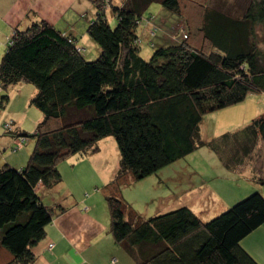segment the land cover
Instances as JSON below:
<instances>
[{"label":"trees","instance_id":"trees-1","mask_svg":"<svg viewBox=\"0 0 264 264\" xmlns=\"http://www.w3.org/2000/svg\"><path fill=\"white\" fill-rule=\"evenodd\" d=\"M89 1L96 13L87 21V34L96 58L88 60L75 36L43 19L14 29L1 55L0 90L31 83L30 104L43 115L33 133L12 134L24 137L20 147L12 145L16 152L27 138L34 140L26 163L0 167V247L11 255L7 264H32L46 226L64 211L47 207L38 188L60 183V161L97 152L108 136L120 155L119 168L104 187L110 232L135 264H259L241 242L264 223L260 190L207 219L186 206L145 218L124 199L120 185L150 176L203 145L237 175L259 157L264 113L208 142L201 141L199 126L207 113L252 92L264 94V0L231 5L204 0L199 30L207 50L184 39L159 47L150 42L148 59L140 55L139 28L153 20H143L146 10L157 3L179 17L180 0ZM8 98L2 95L0 105ZM251 173L264 187V176Z\"/></svg>","mask_w":264,"mask_h":264},{"label":"rangeland","instance_id":"rangeland-1","mask_svg":"<svg viewBox=\"0 0 264 264\" xmlns=\"http://www.w3.org/2000/svg\"><path fill=\"white\" fill-rule=\"evenodd\" d=\"M215 1L218 2V0ZM232 1L234 0H224V2L229 5L232 4ZM242 1L243 0H235L234 2L241 3ZM85 2L88 4V10L81 14L79 18L80 23H82V21H88V13L92 18L96 13L92 3L89 0H85ZM114 2L116 5L120 4V0H114ZM208 2L210 3L211 0H208ZM180 4L181 10L179 17L171 13L169 10L162 8L157 3L151 4L146 10L143 20L146 16L148 18L153 16V20H149L150 22L144 20L145 25L139 28L141 39L140 55L142 57L144 56L148 59L151 55L153 48H151L150 42L155 45L154 47H159L181 42L184 39L185 42L194 47H200L207 50V46L201 43L202 37L199 30L204 0H180ZM239 7L237 4L233 6V8L237 9ZM108 18L113 26L115 22L114 19L110 14H108ZM152 29H155V35L150 37L149 34ZM4 39L6 40V38L0 34V59L3 46L1 43ZM86 45L87 47L85 48V51L88 48L85 52L87 59L92 60L96 58V45L89 41H87ZM76 47L78 51H84L85 45L82 47L76 45ZM34 91V85L28 82H20L9 86L7 90H0V98L2 95H7L9 97L7 103L0 105V136L8 133L7 135L12 137V144L6 148V151H3L4 153H15L16 151H14L12 145L16 146L19 139L24 138L21 135L15 137L12 136V134H17V129L19 131L33 133L36 125L42 120V113L34 105L30 104V99L33 97ZM263 113L264 94L261 92H252L239 103L205 114L199 126L200 139L201 141L208 142L220 137L224 133L235 132L245 125H248L252 119H255ZM5 124H7L8 127H5L4 130L3 128ZM1 140L2 139H0V144H4L5 141L3 142V140L5 139H3L2 142ZM33 145V138H27V143L24 144L18 152H25L29 149L32 150ZM6 146L7 144L5 147ZM98 146L99 149L102 150L101 152H105L104 161L106 164L100 167L95 166L94 171L97 175L89 174L86 171L88 166L84 168L80 163H76L75 168L72 167V160L69 157L58 163V170L61 174V178L62 180L65 179L62 187L64 190L72 186V180H70L71 174L68 173L70 170H74L77 174L87 178L103 176L107 177V182L110 180L112 177V171H108V169L115 170L116 167L118 169L120 164V155L116 142L112 136H108L100 140ZM30 152H28V156ZM87 155L90 154L83 156ZM77 156H79V154L74 155V157ZM6 164L7 163L2 164L1 166ZM251 167L259 174L260 169L264 170V143L261 145V153L259 154V157L254 160ZM90 168L93 169L92 167ZM232 174L234 175V173L229 172L224 168L216 154L203 145L189 155L163 167L150 176L136 182L128 181V184L120 185V190L121 195L130 206L146 218L156 215L157 211L166 212L180 206H186L189 209H192L191 206L196 205L194 203H198V200L201 198L205 199L204 202L206 209L209 207V209L215 210L218 205H221L219 203L221 201L220 197L226 196L232 189V186L237 184L238 186H241L244 181L248 183L247 179H241L242 177L238 178ZM249 175V178H251L252 174H248L247 177ZM114 176L115 174L112 179ZM250 181L253 182L251 179ZM55 187L59 188V183L55 184ZM56 188H53L55 190L52 191V194L57 195L56 198L59 199L63 195H59V192L63 191V189ZM91 188L95 191L94 188L96 187L93 186ZM75 191L78 193L77 187H75ZM100 195L103 196V194ZM100 195H96L99 200H101ZM42 201L45 202L43 198ZM212 202H214V205ZM211 205H213L214 208H211L213 207ZM104 206L108 211L109 221L110 215L107 203H105ZM203 217L207 218L208 215Z\"/></svg>","mask_w":264,"mask_h":264},{"label":"crops","instance_id":"crops-1","mask_svg":"<svg viewBox=\"0 0 264 264\" xmlns=\"http://www.w3.org/2000/svg\"><path fill=\"white\" fill-rule=\"evenodd\" d=\"M86 10H88V4L85 0H0V34L6 38L1 43L3 45L2 52L14 29H24L31 23L43 19L60 31L75 36L78 47L85 45L83 51L85 54L88 49L85 51L87 41L90 43L92 41L86 31L87 22L80 23L79 18ZM0 139H5L3 140L4 144H0V166L5 163L16 168L23 166L31 149L25 152L4 153L3 151H6V148L12 144V137L5 133L0 136ZM263 143L260 142L259 147ZM101 151L98 146V151L93 154L71 156L69 157L72 160L71 166L75 168L76 163H80L84 168L88 166L86 171L89 174L97 175L94 171L95 166L100 167L106 164L104 161L105 152ZM117 170V167L115 170L108 169V171H112V177ZM252 170L251 167L246 166L239 175L232 174L235 177L247 179L248 183L244 181L241 186L238 184L232 186L226 196L220 197L221 205H218L215 210H211L209 207L205 208L204 198L198 200L199 204L194 203L196 205L191 206V210L203 219H207L255 189L264 194V187L251 182L250 175L247 177L248 174H252ZM68 173L71 174L70 180H72L70 188L66 190L62 188L65 179L61 181L62 184L59 183V188L54 186L49 191L43 189L42 186L38 188L41 199L45 200L42 202L47 207L55 209L60 206L64 208V211L56 214L51 223L46 226L44 239L33 248L35 260L32 264H135L125 249L114 241L110 232V216L108 221V211L104 206L106 203L104 187L112 177L107 182V177L103 176L87 178L77 174L74 170H70ZM260 174L264 176L263 169H260ZM93 186L96 187L95 191L91 188ZM75 187H77L78 193L75 191ZM53 188L63 189L59 192V195L63 194L61 198L57 199V195L52 194V191L55 190ZM97 194H103L104 197L100 195L101 200H99ZM212 203L214 205V202ZM160 212L164 211H157L156 214ZM205 215L208 217H203ZM50 243L53 246L48 248ZM241 245L259 264H264V223L247 235ZM10 258L11 255L0 247V264H7Z\"/></svg>","mask_w":264,"mask_h":264},{"label":"built area","instance_id":"built-area-1","mask_svg":"<svg viewBox=\"0 0 264 264\" xmlns=\"http://www.w3.org/2000/svg\"><path fill=\"white\" fill-rule=\"evenodd\" d=\"M4 127H6V128H7V127H8V125H7V124H5V125H4ZM23 141H24V139H19V142H18V144H17L15 147H16V148H17V147H20V146L23 144ZM52 246H53V244H51V243H50V244H48V248H51Z\"/></svg>","mask_w":264,"mask_h":264}]
</instances>
